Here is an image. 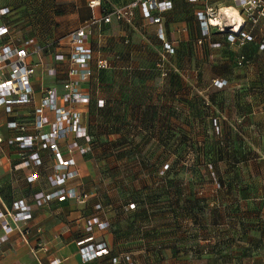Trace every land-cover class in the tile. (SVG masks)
<instances>
[{
    "label": "rangeland",
    "instance_id": "rangeland-1",
    "mask_svg": "<svg viewBox=\"0 0 264 264\" xmlns=\"http://www.w3.org/2000/svg\"><path fill=\"white\" fill-rule=\"evenodd\" d=\"M203 7L194 12L192 6L179 2L175 10L155 15L165 33L158 30L159 22L143 19L141 13L137 22L134 17L129 24L119 20L128 38L132 37L128 46L118 36L104 41V26L101 32L93 27L92 37L99 36V41L92 38L91 45L118 67L95 71L80 83L89 98L63 105L79 118L78 131L70 132L71 140H62L68 151L62 159L72 160L68 168L76 167V176L61 177L65 169L55 168L59 167L55 155L57 165L44 178L45 191L33 193L29 186L33 172L24 184L20 177L1 179V191L18 189L14 194L4 192L7 199L13 195L20 200L32 198L36 205L37 193L46 195L61 188L86 193L80 206L94 214L90 221L109 222V249L97 264H264L255 253L264 249V27L261 34L251 30L245 45L237 40L228 44L224 37L229 35H219L214 38L221 41L218 48L211 47V28L208 34L202 33L207 39L201 45L196 41L200 37L197 24L201 26L197 11ZM226 7L232 4L213 5L220 14ZM62 9L59 0H0V21L11 31L0 41L22 45L32 39L31 48L50 49L52 56L33 62L45 74L58 66L64 82L70 46L61 37L75 28L61 31ZM165 43L171 51H165ZM118 51L120 56L115 58ZM56 53H64L67 64L55 59ZM36 54L29 58L38 59ZM239 54L246 55L242 64L237 63ZM33 101L34 94L27 104L2 106L1 125L9 134L0 133V153L7 152L6 146L50 149L43 147L39 136L50 130L57 115L53 108H46L49 122L36 128ZM14 121L23 124L24 131L8 125ZM18 135L38 137L30 147H21L15 140ZM58 201L46 198L38 206L47 202L50 210L64 208L55 204ZM14 203L13 210L0 211L8 212L0 216V227L5 218L23 211Z\"/></svg>",
    "mask_w": 264,
    "mask_h": 264
},
{
    "label": "crops",
    "instance_id": "crops-1",
    "mask_svg": "<svg viewBox=\"0 0 264 264\" xmlns=\"http://www.w3.org/2000/svg\"><path fill=\"white\" fill-rule=\"evenodd\" d=\"M130 1L131 0H59L60 4H62L63 7V15L58 19L59 27L61 28V31H67L70 30V28H77L81 26L83 22H85V20L90 19L92 16H102L101 14L103 12V9H105V7H108L106 3H109V5L111 6L110 9H112L115 6L128 4V2ZM164 1H169L171 7L164 11L151 10L149 12L150 16H158L169 10H175L179 2L184 4L186 7L192 6L195 9L194 12H196V10L198 9H201L205 3H211L215 6H228L229 4H232L230 0H157V3ZM92 2L96 3L94 7L90 6V3ZM140 13L142 14V16H144L143 19H145V17H148L149 19V14L146 13V11L140 6L135 8L134 10V22L138 21L139 15H141ZM122 23L123 21L114 19L110 23L105 24V36H103L105 37L104 41L110 40L111 38L113 39L117 36L123 38V42L125 44H127L129 40H132V37H130V39L128 38V33L125 29H123ZM157 26L158 30L159 28H161L160 32L165 33V28H163L162 22H159ZM261 26L262 28L264 27L263 22ZM131 27L136 28L137 25L136 27L134 25ZM197 27L198 32L200 33V37H197L196 41L199 44L204 45V41L207 38L203 36V30L201 26H199V23L197 24ZM262 28L255 29L254 31H257L261 34ZM213 29V36L211 35L213 38V45H211V47H222L220 39L214 38H217L219 35H229V33H221L219 32V30L217 31L215 28ZM183 30L185 29H182V31ZM211 36L208 37V39H210ZM93 38L97 43V37L94 36ZM227 38L228 39L224 37L226 42L230 44L232 40L229 39V36ZM126 39H128V41H126ZM181 41L187 40L183 39ZM30 42H32V39L26 41L25 43H22V45L28 44L29 46H32L33 44H35V42H33L31 45ZM253 42L257 43L259 41L256 40V42ZM102 45H104V48L106 50L107 44L105 42H102ZM59 48L52 50L55 52L56 50H59ZM105 50L103 52H105ZM35 53H37L36 56L39 54L40 57L36 60L33 57H30L29 60L31 62L38 60L41 61V59H45L48 54L49 56H52L50 54V49H47L46 52L41 49V51ZM119 56L120 54L118 51V53H115L114 57L119 58ZM115 63V61L111 60L112 67L103 70L116 69L118 65H116ZM37 65V72L32 76V85L34 91L33 103H35L34 105H32L33 103L30 104V106H33V108H35V105L40 97V93L42 92L38 89L40 85V88L54 86L57 90H59L60 93L63 92L62 78L59 75L57 77H54L48 74L47 77H45L46 74L42 71L40 64ZM58 77L60 78V80L58 79ZM64 103L65 101L63 99H59V105L63 106ZM1 110L2 107H0V111ZM2 118L3 117L0 112V133L7 134L8 131L4 128L3 125H1L3 123ZM32 122L33 121L31 120L28 122V124ZM49 126L50 124L46 125L45 127H48L49 129ZM72 136L73 134L68 133L67 138L65 136L56 140L61 157L62 154L67 157L68 151L65 148L66 144L63 142H66V140L68 139L71 140ZM5 149L7 150V152L0 153V182L1 179L4 178L16 179V177H20V180L24 184L27 182L24 179H27V175L29 176L31 175V172H33V178H29L30 181L34 180V182H31L29 184V186L34 190L33 193L37 191H45L47 183L44 182V178L50 177L52 168L57 165L55 159V151L48 148L41 149V147L38 145L21 150L13 146H6ZM33 153L38 154L40 162L38 165H34L33 160L29 158L30 154ZM22 156H24V158H21ZM21 159L24 160L23 162H21L22 164L19 163ZM55 168L60 169V167L58 166H55ZM75 169L77 172L76 167H70L65 170L73 171ZM65 170H63V172H66ZM4 192H11V194H14L18 192V189L14 190L13 188L8 187L4 191L0 190V211L6 209L13 210V203L17 200H20V198L22 197L13 195L12 200H9L3 195ZM21 200L24 202V204L30 207L31 218L24 222H19L21 226H18V229L11 232H8L7 228L4 225L0 227V264H48L54 259L58 261V264H97L99 260H103L101 258H104L107 255H95L91 259H88L86 261L83 260L86 253L91 254V249L95 246V244L102 243L107 247L108 243H110L109 240L111 239V236L109 235L110 233L107 230L108 227L106 229L99 228L96 223L90 221L91 217H93L94 214H90L89 212H85L84 210H82L80 206V204L82 203L74 201V199L72 198H66L64 200L58 201L59 204L55 203L58 206L62 205L61 207L64 208H59L58 210H50V204L47 202L43 205V207H40L34 204L32 198L30 201L24 199ZM23 224H28L26 226L29 227L27 229V233L22 232V228L25 227H23ZM25 230L26 229H24V231ZM89 237H93L91 241H84ZM255 253L257 255L259 254V256L261 257L260 261L261 263H263L264 257H262V254H264V249L262 250V248H260L259 250L255 251ZM99 264L103 263L100 262Z\"/></svg>",
    "mask_w": 264,
    "mask_h": 264
},
{
    "label": "built area",
    "instance_id": "built-area-1",
    "mask_svg": "<svg viewBox=\"0 0 264 264\" xmlns=\"http://www.w3.org/2000/svg\"><path fill=\"white\" fill-rule=\"evenodd\" d=\"M197 1V0H190ZM232 7H234L241 18V23L238 29H235L234 19H229L226 7L222 9L221 14L214 10L211 3H205L202 10L197 11L198 18L200 19V25L202 26V33L208 34L210 29L215 28L217 31L228 32L230 40H237L238 43L244 44L251 39V30L262 28V22L264 21V0H231ZM96 5L95 2L90 3L91 7ZM141 6L146 13L150 16L151 10L164 11L171 7L169 1H164L157 3V0H132L127 5L122 7L115 6L112 9L104 10L102 16L96 17L92 16L90 19L85 20V22L73 29L66 35H63L61 39L67 40L70 49L67 53V58L69 65L65 69V73L68 76V80L62 82L63 92H59L54 86L43 87L40 90L43 95L35 108V127L42 128L44 124L49 122L46 119L44 110L46 108H53L57 115V119L51 123L50 130L46 133L40 134V139L43 142V147L49 145L50 149L55 151V155L58 158V164L60 169H67L69 167V162L67 160H62L60 151L57 146L56 140L59 137L64 136L70 132L78 131L77 123L79 121L78 114L76 112L71 113L70 109L66 106L58 104L60 98L65 102H73L74 100H87L89 98L88 93H82L80 83L89 80L95 71H101L103 69H108L112 67L109 59L103 56L100 48L93 47L91 45L92 36L94 34L93 27L99 32H101L102 27L110 23L112 19L117 18L118 20H123L129 24L134 17L135 8ZM1 14H4L2 10ZM153 21L159 22V17L150 16ZM225 17V21H223ZM232 25V26H231ZM11 36L10 27L4 23H0V38H5ZM99 39V36H96ZM60 39V40H61ZM261 45H264V34H262ZM99 40H97L98 43ZM126 41H128L126 39ZM35 47V46H34ZM34 49V50H33ZM36 49V50H35ZM165 50L171 51L172 47L169 43H165ZM39 51L38 48H31L28 44L26 45H15L12 40L1 42L0 41V106H4L8 109L14 105L27 104L33 97L34 91L32 87V75L36 71L38 66L34 62L29 60V55L31 52ZM59 52V51H58ZM65 54H58L54 56L61 58L62 62L67 61ZM67 61V62H68ZM245 61L243 55L239 56L237 59L238 64H242ZM66 63V62H65ZM42 64V63H41ZM67 64V63H66ZM58 67V66H57ZM57 67L52 66L46 70V74L50 76L57 77L62 71H58ZM60 69V68H59ZM62 70V69H61ZM75 76L76 78H74ZM9 126L16 127L19 126L21 131H24L25 127L23 124L17 121L9 122ZM80 127V125H79ZM38 135L34 137L29 135V137L18 135L15 137L16 141H20V146L30 147L32 140L37 138ZM0 141H3L0 137ZM9 142H12L9 140ZM30 159L34 162H39V157L37 153L30 154ZM75 171H67L61 175L63 178H71L76 175ZM57 179L60 177L56 176ZM37 204H41L46 198H56L59 201L66 198H73L75 201L82 203L85 201L87 194L80 193L76 188H61L59 190L47 193L46 195L42 193L35 194ZM14 208H24L23 211L17 212L8 219L3 220V225L7 228V231H13L18 229V222L26 221L31 218L30 207L24 204L22 200H17L14 203ZM8 212H0L2 217L4 214L7 215ZM94 222L98 224L100 228H106L109 222H101L94 218ZM27 227H25L26 229ZM24 231V230H23ZM25 233L28 232L26 229ZM92 238L89 237L85 241H91ZM81 243V242H80ZM44 248V247H43ZM87 252V251H85ZM108 249L102 243H97L91 249V254L86 253L83 260L91 259L95 255L107 254ZM48 264H58L57 260H52Z\"/></svg>",
    "mask_w": 264,
    "mask_h": 264
},
{
    "label": "bare ground",
    "instance_id": "bare-ground-1",
    "mask_svg": "<svg viewBox=\"0 0 264 264\" xmlns=\"http://www.w3.org/2000/svg\"><path fill=\"white\" fill-rule=\"evenodd\" d=\"M225 11H227L229 19L231 20L234 19L235 29H238L241 23V18L237 10L234 7H232V8H226Z\"/></svg>",
    "mask_w": 264,
    "mask_h": 264
},
{
    "label": "trees",
    "instance_id": "trees-1",
    "mask_svg": "<svg viewBox=\"0 0 264 264\" xmlns=\"http://www.w3.org/2000/svg\"><path fill=\"white\" fill-rule=\"evenodd\" d=\"M104 10H105V9H104ZM246 43H248V41H247V42H245V43H244V44H242V45H245ZM165 51H166V50H165ZM166 52H168V51H166ZM241 55H243V56L245 57V61H246V60H247V59H246V55H245V54H239V56H241ZM239 56H238V57H239ZM237 59H238V58H237ZM245 61H244V62H245Z\"/></svg>",
    "mask_w": 264,
    "mask_h": 264
}]
</instances>
